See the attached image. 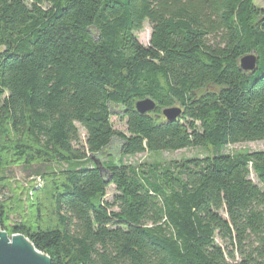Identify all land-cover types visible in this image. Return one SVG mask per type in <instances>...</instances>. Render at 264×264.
Segmentation results:
<instances>
[{"label":"trees","instance_id":"trees-1","mask_svg":"<svg viewBox=\"0 0 264 264\" xmlns=\"http://www.w3.org/2000/svg\"><path fill=\"white\" fill-rule=\"evenodd\" d=\"M0 48V170L42 183L27 188L26 217L1 176L0 230L50 264H264V150L221 151L264 140L255 0H0ZM250 52L252 73L238 65ZM145 97L156 109L140 115ZM172 106L182 114L167 121ZM192 147L213 152L124 162Z\"/></svg>","mask_w":264,"mask_h":264},{"label":"rangeland","instance_id":"rangeland-1","mask_svg":"<svg viewBox=\"0 0 264 264\" xmlns=\"http://www.w3.org/2000/svg\"><path fill=\"white\" fill-rule=\"evenodd\" d=\"M255 4L261 8H264V0H255ZM136 36L138 38V41L143 44L144 46L148 45L149 43V37H150V25L148 22H144L143 27L140 31L136 33ZM2 48H0L1 51ZM112 116H111V123L114 129L119 131L125 130V120L122 118V113L119 108L114 107L112 109ZM80 138L81 140L84 139V131L80 129ZM116 141L113 142L110 145V148L108 150L112 151L114 150V147L116 146ZM254 150H264V140L260 141H252V142H242V143H236V144H229L224 146L221 151L223 153H229L234 154L238 152H246V151H254ZM213 149L211 147H192V148H186L182 150H178L175 152H158V153H142L131 157H125L124 162L127 164H140V163H165L169 161H178L190 157H203L206 155L212 154ZM5 177V180H8L12 187L15 189V193L20 197L21 204L16 208V210H24L23 214L24 216L28 217L30 213L28 212V206H27V199L25 197L27 188H29L31 185L41 186L42 183L38 179L35 180V175L30 174L29 171H24L20 166H12L5 170H0V178ZM250 178L252 181L257 182L254 175L251 173ZM4 180V178H3ZM38 183V184H37ZM19 187V188H17ZM114 192V188L112 185H110L107 188V193L105 196V199L110 200ZM10 192H5L6 195H9ZM10 199H12L14 193H10ZM14 207V206H13ZM23 208V209H21ZM17 215L12 214L10 216L11 221L17 220Z\"/></svg>","mask_w":264,"mask_h":264},{"label":"water","instance_id":"water-1","mask_svg":"<svg viewBox=\"0 0 264 264\" xmlns=\"http://www.w3.org/2000/svg\"><path fill=\"white\" fill-rule=\"evenodd\" d=\"M257 59L255 52L247 53L240 57L239 68L252 73L256 70ZM134 109L138 114L146 115L155 111L156 103L150 97H145L134 103ZM181 114L182 110L179 106L161 110V115L167 121L176 120ZM90 159L100 173L105 171L100 155H90ZM0 264H50V262L48 256L36 250L22 234L8 236L6 232L0 230Z\"/></svg>","mask_w":264,"mask_h":264},{"label":"bare ground","instance_id":"bare-ground-1","mask_svg":"<svg viewBox=\"0 0 264 264\" xmlns=\"http://www.w3.org/2000/svg\"><path fill=\"white\" fill-rule=\"evenodd\" d=\"M38 182H39V180H38Z\"/></svg>","mask_w":264,"mask_h":264},{"label":"built area","instance_id":"built-area-1","mask_svg":"<svg viewBox=\"0 0 264 264\" xmlns=\"http://www.w3.org/2000/svg\"><path fill=\"white\" fill-rule=\"evenodd\" d=\"M39 180V179H38Z\"/></svg>","mask_w":264,"mask_h":264}]
</instances>
